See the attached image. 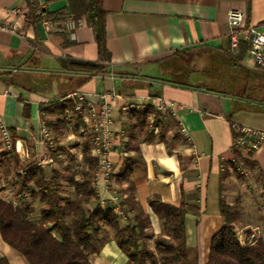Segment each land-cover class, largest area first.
Listing matches in <instances>:
<instances>
[{
  "label": "crops",
  "instance_id": "1",
  "mask_svg": "<svg viewBox=\"0 0 264 264\" xmlns=\"http://www.w3.org/2000/svg\"><path fill=\"white\" fill-rule=\"evenodd\" d=\"M77 1L35 0L50 18L43 20L54 25L79 15L75 20L83 25L72 38L48 33L25 0H0V24L16 30L0 31V117L13 143L10 154L20 164L36 163L37 155L46 151V132L55 144L53 154L59 156L45 167L46 173L61 170L75 155L78 163L76 145L88 131H81L80 117L74 107L71 112L68 108L70 101L75 106L82 97L94 107L109 104L112 173L118 174L123 160L137 149L144 166H135L131 175L153 234L161 227L147 200L184 203L186 264H205L212 236L223 226L220 200L237 206L244 219L250 218L244 208L264 211V141L255 150L234 144L243 136L240 129L264 134V71L246 54L229 52L227 26L228 12L242 11L244 25L264 33V0H100L108 61L98 74L71 65L99 62L93 28ZM60 13H65L64 20L51 19ZM59 108H65L66 127L58 137L55 116L47 112ZM154 115L169 129L164 142L142 139L141 121ZM151 130L158 132L156 127ZM3 174L0 193L11 188L10 175ZM95 188L103 208L115 210L122 196L109 189L106 177L97 174ZM12 192L6 201L14 200ZM252 192L256 198L248 196ZM255 219L259 222L253 228L240 222V241L246 230L249 238L261 237L258 225L264 215L257 212ZM126 261L109 241L90 264ZM0 264L28 263L0 236Z\"/></svg>",
  "mask_w": 264,
  "mask_h": 264
},
{
  "label": "trees",
  "instance_id": "2",
  "mask_svg": "<svg viewBox=\"0 0 264 264\" xmlns=\"http://www.w3.org/2000/svg\"><path fill=\"white\" fill-rule=\"evenodd\" d=\"M25 2L35 21L50 19L44 11L41 18L35 15L38 9L35 0ZM75 4L87 15V22L93 28L99 62L73 61L71 65L79 71L98 74L102 63L108 61L104 41L105 13L100 0H78ZM78 16L73 18L79 19ZM65 18V13L51 17L57 21ZM239 48V56H242L249 45L241 42ZM73 107L70 101V112ZM64 109L47 112L55 116L57 126L54 132L58 137L63 135L66 127ZM141 122L143 140L164 142L169 129L160 124L157 115L152 120L144 118ZM49 125L46 124L47 127ZM150 127L158 129L156 135ZM171 134L176 136L178 133L174 131ZM91 147L92 136L87 133L76 145L80 161L74 163L75 155L63 169L48 173L45 167L41 168L35 162L20 164L12 155L10 159L7 154L0 153L3 175L6 178L11 174L13 198L18 201L13 205V200L0 198L2 240L28 264H90L109 241H114L125 255V264H186L184 203L175 206L164 204L158 197L148 199L147 206L161 227L159 234H153L149 215L135 196L137 181L131 174L135 166H144V163L139 151L134 149L133 156L123 160L121 171L106 177L109 189L122 196L116 203L121 214L117 215L113 208H103L95 188L98 160L92 155ZM18 170H23L24 174L18 175ZM219 212L223 226L212 236L205 264H264V239L249 238L251 233L247 230L243 231L242 241L236 236L238 230L244 229L238 207L228 206L220 200Z\"/></svg>",
  "mask_w": 264,
  "mask_h": 264
},
{
  "label": "built area",
  "instance_id": "3",
  "mask_svg": "<svg viewBox=\"0 0 264 264\" xmlns=\"http://www.w3.org/2000/svg\"><path fill=\"white\" fill-rule=\"evenodd\" d=\"M43 7V6H42ZM39 7L36 10V15L40 18L44 8ZM14 14H19L18 10L12 11ZM245 15L242 11H230L227 16V23L229 26V48L232 55L239 53V45L241 42H246L249 45L246 55L252 61L254 67L258 70L264 71V33L259 31L256 27L244 25ZM42 25L48 33H67L73 38L74 33L77 29H81L82 21L75 20L72 18L65 19L60 23L53 24L49 21L41 20ZM0 31L15 33V28L8 24H0ZM74 113L80 117V129L81 131L87 130L92 136V147L91 153L98 160V174L103 177H107L113 172V165L109 159V154L114 146L113 140L111 138V127L113 125V120L111 116V110L109 104L103 102L102 104L94 107L85 102L82 97L78 98L77 103L74 106ZM243 136H239L235 140L236 147H245L247 149L255 150L261 142L264 141V134L251 130H239ZM248 136L251 140L246 141L244 137ZM46 139V151L45 153H40L37 155L36 164L37 166L44 168L54 163L55 156L53 153L55 149L54 142L49 139L45 132ZM13 150V143L11 137L3 125L0 117V153L7 154L11 157V152ZM0 168V174L2 173ZM18 175L22 176L24 174L23 170H18L16 172ZM11 179V174L8 180ZM11 181V180H10ZM1 182V180H0ZM1 187V186H0ZM11 188L6 189L3 193H0V198L7 200V196L11 197ZM116 201V198H113ZM18 203L17 200H13V205ZM117 215L121 214L118 208H115Z\"/></svg>",
  "mask_w": 264,
  "mask_h": 264
},
{
  "label": "rangeland",
  "instance_id": "4",
  "mask_svg": "<svg viewBox=\"0 0 264 264\" xmlns=\"http://www.w3.org/2000/svg\"><path fill=\"white\" fill-rule=\"evenodd\" d=\"M225 75V74H224ZM64 168V166H62L61 167V169H63ZM1 185H4V182H0V186ZM228 191H227V194L229 195V199L230 200H232V193H230V191H232L231 190V188L229 187L228 189H227ZM258 191V190H257ZM256 195H257V192H252V193H250V195H248V196H251V197H253V198H256ZM245 206H247V208H248V205H245ZM246 213H248V214H250V218H243V217H241L240 218V220L241 221H243V223H249L250 224V226H251V228H253L254 227V225H256L258 222H259V220L257 221V219H255V214L258 212V213H262L263 215H264V211H255V210H253V209H249V210H246L245 208L243 209ZM243 210L241 211V212H243ZM242 214V213H241ZM243 215V214H242ZM241 215V216H242ZM259 226V232L261 233L260 234V236H261V238H263L264 239V221H263V223L262 224H259L258 225Z\"/></svg>",
  "mask_w": 264,
  "mask_h": 264
}]
</instances>
